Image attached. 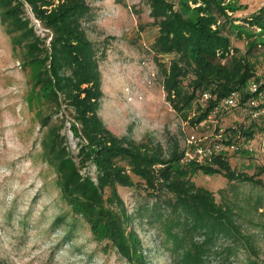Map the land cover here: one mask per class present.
<instances>
[{"label": "trees", "instance_id": "16d2710c", "mask_svg": "<svg viewBox=\"0 0 264 264\" xmlns=\"http://www.w3.org/2000/svg\"><path fill=\"white\" fill-rule=\"evenodd\" d=\"M147 1L157 24L150 50L155 57L170 55L162 65V84L165 99L174 110L183 113L198 102L197 114L191 119L196 124L214 112L231 90L241 91L238 104L243 105L252 94L247 89L250 80L258 83V91L264 90V81L249 57L253 48L264 46V4L243 17H234L232 13L241 8L236 0ZM26 6L50 34L36 31ZM89 10V0H0V23L10 34L13 48L22 47L23 63L34 66L33 84L47 100L59 106L62 98L73 111L70 129L79 137L77 152L69 149L66 135L60 131L62 123L50 125L43 141L62 197L86 220L94 237L110 242L130 262L145 264L139 237L128 226L131 215L117 184H137L151 195L170 194L166 205L174 219H166L164 226L177 246L186 242L175 264H211L212 253L227 258L239 246L253 248L252 234L241 229L239 219L253 222L236 211L228 191L235 195L231 185L235 181L264 187L260 176L264 164H258L252 173L237 170L229 162V152L215 153L209 162L185 161L184 146L176 142L166 151L152 138L135 140L109 129L98 113L103 95L98 47L82 25ZM237 19L242 23L235 22ZM254 28L256 33L249 31ZM232 36L245 39V52L232 45ZM206 91L210 96L201 100ZM218 130L214 135L220 134L222 142L240 137L250 140L257 131L264 133V113L247 124L239 122ZM245 150L239 147L231 152ZM87 163L94 165V176L81 172ZM197 171L220 172L227 178L229 188L219 189L222 201L215 200L212 190L194 182L192 176ZM106 187L109 194L104 196ZM263 198L258 192L255 206L261 205ZM60 219L58 216L54 222ZM246 264L256 263L249 259Z\"/></svg>", "mask_w": 264, "mask_h": 264}, {"label": "rangeland", "instance_id": "374dc122", "mask_svg": "<svg viewBox=\"0 0 264 264\" xmlns=\"http://www.w3.org/2000/svg\"><path fill=\"white\" fill-rule=\"evenodd\" d=\"M236 1L241 8L232 13L234 17H243L264 4V0ZM89 4L82 25L98 47L103 91L98 113L115 134L135 140L152 138L168 151L174 142L183 147L188 134L210 138L216 128L222 130L239 122L247 124L264 113L263 110L253 117L249 114L252 107L221 106L193 124L191 119L197 114L198 102L181 113L165 99L162 65L170 55L155 57L150 50L157 24L149 14L148 1L89 0ZM26 12L40 35L50 34L29 6ZM249 31L256 33L257 28ZM10 37L0 23V261L3 264H143L128 261L110 242L94 237L86 220L74 213L62 197L57 172L46 159L43 141L50 125L62 123L60 131L65 133L68 147L75 154L79 137L70 129L73 111L62 98L56 106L41 94L33 84L34 66L23 63V49L13 48ZM231 43L242 53L246 51L244 38L232 36ZM249 57L256 74L264 81V46L253 48ZM260 103H264V91L257 98L255 108ZM251 143L252 150L229 152L232 167L252 173L258 164H264V133L257 131ZM81 172L94 176L95 167L87 163ZM260 176L264 180V172ZM192 179L212 190L216 201H222L219 189L230 186L220 172L197 171ZM231 185L235 195L230 190L228 194L236 211L256 223L239 219L241 229L252 234L253 248L246 244L239 246L227 258L212 253L209 262L246 264L253 259L256 264H264V232L260 230L264 226V198L261 205L254 203L258 192L264 194V187L250 181H235ZM117 189L131 215L128 226L139 237L140 257L145 264H175L186 242L177 246L165 229L164 221L174 219L166 205L170 194L151 195L137 184H117ZM108 194L106 187L104 196ZM58 216L61 219L54 222Z\"/></svg>", "mask_w": 264, "mask_h": 264}, {"label": "built area", "instance_id": "2783aa9c", "mask_svg": "<svg viewBox=\"0 0 264 264\" xmlns=\"http://www.w3.org/2000/svg\"><path fill=\"white\" fill-rule=\"evenodd\" d=\"M247 89L252 94L244 101L243 108L246 109L248 106L252 107L249 109V114L253 117L258 116V113L264 110V103L262 106H257V98H259L263 91H258V83L254 80H250L247 85ZM210 96L209 92H203L201 100H205ZM241 91L239 89L231 90L230 93L221 100V102L214 108V112L217 111L221 106H233L239 103ZM259 106V105H258ZM220 134L213 135L208 138L207 136H197L195 133L188 134L186 144L184 145V157L185 161L195 158L199 161L209 162L215 153L220 152H231L239 147L243 149L252 150V143L250 140H245L242 137L236 141L232 140L229 142H222Z\"/></svg>", "mask_w": 264, "mask_h": 264}]
</instances>
